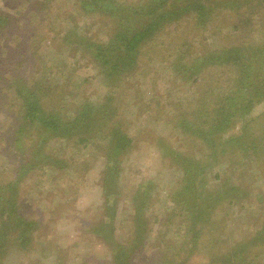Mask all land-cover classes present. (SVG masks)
Instances as JSON below:
<instances>
[{"label":"trees","instance_id":"obj_1","mask_svg":"<svg viewBox=\"0 0 264 264\" xmlns=\"http://www.w3.org/2000/svg\"><path fill=\"white\" fill-rule=\"evenodd\" d=\"M15 8L20 11L14 13ZM26 13L42 34H33ZM57 18L66 21V30L60 32L62 23L56 29ZM81 19L84 26L77 24ZM209 37L220 42L217 48L210 47ZM39 42L54 45L48 61L60 76L67 70L60 63L64 59H72L74 66L80 59L92 64L108 87L105 95L94 100L83 93L79 101L75 79L66 76L51 83L44 75L48 67L28 65L26 55L34 57L38 49L33 46ZM144 57L161 58L172 65L173 77L195 86L191 101L174 104L172 121L189 137L185 141L198 144L192 153L168 149L158 137L155 144L180 176L163 195L137 186L131 207L117 221L116 202L126 198L120 193L119 173L134 146L129 124L118 112L125 92L137 85L133 96L140 107L139 86L144 91L152 87L151 82L129 81L143 67ZM31 71L37 77L21 73ZM263 101L264 0H1L0 117L7 121L8 136L7 141L0 136L1 147L7 143L13 151L7 154L18 165L4 185L7 196L4 186L0 188V259L9 249L26 254L35 250L34 233L40 226L25 220L18 190L21 176L34 167L65 165H58L60 155L48 152V139H70L81 148L101 137L104 145L94 143L105 160L98 180L104 196L96 222L100 227L90 219L84 226H95L93 232L101 233L99 239L109 245L106 264H264V210L255 207L258 195L251 193L254 169L264 180V113L250 116ZM238 126L240 132L232 133ZM228 143L240 148L238 155L208 178ZM234 164L239 171L236 182L229 183L226 175ZM111 193L114 200L108 203ZM161 196L177 212L166 208L163 216H148V207ZM235 206L240 211L252 207L244 209L251 222L231 243L223 236L224 222ZM174 224L182 230L180 241L167 236V226ZM151 232L152 242L147 240Z\"/></svg>","mask_w":264,"mask_h":264},{"label":"rangeland","instance_id":"obj_2","mask_svg":"<svg viewBox=\"0 0 264 264\" xmlns=\"http://www.w3.org/2000/svg\"><path fill=\"white\" fill-rule=\"evenodd\" d=\"M16 11L19 12L20 8H15L14 13ZM26 14L28 20L32 21L31 25L35 30L33 34H42L40 31L42 27L36 26L32 14ZM61 20V18H57L54 21L56 29L57 25L62 23L60 32L68 27L66 21ZM77 24L84 26V20H78ZM208 43L211 48H217L220 44L216 38L211 37L208 38ZM53 46L52 44L50 47H46L43 42L34 45L33 49L37 48L38 51L32 58L26 55L27 64L31 65L34 62L38 67L40 66L44 69L48 67V72L44 73V75L49 77L51 83L66 76L75 79L80 84V92L77 89L78 95H76L79 101L83 93H90V97L94 98V100L105 95L108 87L97 76L96 68L92 64L87 63L85 59L75 62V66L72 59H64L60 63L63 64L65 62L67 70L64 69L65 72L62 71L64 73L62 76L56 73L54 70L56 68L49 66L51 62L48 61L52 58ZM57 58H60V56H57ZM143 59L142 62L146 61L142 63L143 67L136 71L129 81H137L138 84L151 82L152 87H148L144 91L143 87L138 85L141 87L139 92L143 98L139 102L140 107L136 106V99L133 96V91L137 85L127 94L125 92V97L120 102L122 104L118 112L120 117L127 120V124H129V134L134 138V146L127 156L123 158L122 170L119 173L118 185L120 186V193L122 196L125 194L126 198H121L116 202L118 209L117 221L124 218V213L131 207L130 197L137 186L142 185V188L145 187L150 192L152 189V191L155 190V194L159 191L163 195L167 192L168 187L180 176L178 168L168 165V159L165 158L164 153L155 144L158 137L165 141L168 149H183L192 153V148L195 144H198L190 140L185 141L188 136L181 134L182 130L178 129L172 121V114L176 112L174 104L191 101V94L195 86L191 82L182 83L180 77H173L172 65L164 62L161 58L152 57L146 59L144 57ZM21 73L28 78L37 77V74L33 71ZM122 92L124 93V90ZM153 93L154 96L152 98ZM150 99L151 101H149ZM260 113H264V101L253 109L250 116H256ZM168 120H171V122H167ZM6 123L7 121L0 117V136H3L7 141ZM233 131L232 133H239L240 126ZM1 141L2 138L0 137V188L8 181H11L10 177H13L18 165L17 162H14L12 156L7 154V151H13L7 148V143L1 147ZM104 142L101 137H97L92 139L91 145L80 148L70 139H48L46 146L48 152L52 156L60 155L62 161L58 162V165H65L60 168L53 166L34 167L27 175L25 173L21 176L23 181L19 183L18 190V204L22 215L26 217L25 220L36 221L37 225L41 227V229L38 227L34 233L33 245L35 250L26 254V252L22 253L16 249H9L8 253L6 252L3 258L0 259V264H56L57 262L62 264H106L109 245L102 242V238L99 239L98 236L101 233L93 232V229L96 228L95 226L90 227L87 224L84 226L85 219L94 220V225H96V222L102 216L100 206L104 196L98 180L105 160L97 153L94 143L104 145ZM223 148L225 152L218 155L220 163L209 168V172L206 175L208 178H212V175L217 172L224 171L231 160L238 155L236 153L240 151V148H236L232 143L224 144ZM194 154L198 155L195 151ZM238 169V165L234 164V168L232 167L231 169L233 171L226 175V177H229V183L236 182L235 178L237 171H239ZM249 171L251 170H248V173ZM252 173L254 175L251 176L253 178L251 193L258 195L255 207L261 206V209L264 210V180L259 170L254 169ZM215 183H218V180ZM241 185L243 186L244 183ZM8 192L13 194L12 190ZM2 193L7 196L5 186L2 189ZM108 198L110 199L108 203H113V193ZM171 206L164 196H161L160 201L153 202L146 213L148 216H154L156 213L158 216H163L165 215L164 211L168 210L166 208L174 209ZM244 209L249 210L252 207L245 206L240 211L235 206L230 211L231 216L225 218L226 233L223 236L227 237L231 243L241 237L242 231L251 222L245 216L246 210ZM173 211L177 212L176 209ZM151 226L155 227L156 224ZM167 231H169L167 232L168 237L171 236L174 241H180L182 230H178L177 224H174V226L168 225ZM44 235L46 237L43 238L42 236ZM153 235L154 232H151L147 240L152 242ZM122 237L123 234L120 233L118 238L122 240ZM177 243L179 242L174 244ZM147 247L149 248V246ZM42 248L44 249L43 252L41 251ZM146 253L148 252L146 251Z\"/></svg>","mask_w":264,"mask_h":264}]
</instances>
